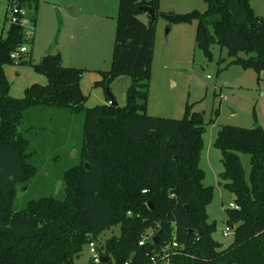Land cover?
Here are the masks:
<instances>
[{"label":"trees","instance_id":"1","mask_svg":"<svg viewBox=\"0 0 264 264\" xmlns=\"http://www.w3.org/2000/svg\"><path fill=\"white\" fill-rule=\"evenodd\" d=\"M203 1L204 13L160 15L172 25L195 23L196 47L207 59L217 45L226 50L229 65L264 70V18L255 15L249 0ZM16 3L34 15L39 7V0ZM159 4L118 1L111 68L94 87L105 90L119 77L130 78L122 108L114 106L109 91V104L86 108L83 69L62 66L58 53L39 64L25 62V53L11 60L27 41L19 25L6 22L0 33V264H74L92 242L99 264H264V129L223 126L217 132L219 185L234 196L237 208L225 209L233 242L221 249L207 215L214 189L203 184L200 168L201 115L188 104L180 120L147 115L156 27L140 8H153L157 18ZM14 64L28 65L47 84L31 85L20 99L11 97L4 68ZM38 108L82 115V144L77 164L61 174L64 196L30 200L16 210L17 194L38 175L23 129L28 112ZM239 154L249 156L247 174ZM173 190L176 195H170ZM114 228L118 235L98 245L100 235ZM144 237L149 239L139 247Z\"/></svg>","mask_w":264,"mask_h":264},{"label":"rangeland","instance_id":"2","mask_svg":"<svg viewBox=\"0 0 264 264\" xmlns=\"http://www.w3.org/2000/svg\"><path fill=\"white\" fill-rule=\"evenodd\" d=\"M118 1L39 0L35 15L32 8H27L35 19L32 35H26L30 33L29 28L25 30L27 52L23 55L24 61L39 64L52 47L55 52H60L62 66L83 69L81 85L85 94L91 93L86 108L106 104L108 91L119 107L126 103L130 78L119 77L105 90L94 87L101 79L100 73L111 68ZM249 4L256 16L264 18V0H249ZM71 6L79 12L73 15L69 10ZM8 8L9 0H0V33L3 35ZM193 11L204 13V1L160 0L155 20L147 115L180 120L186 104L201 115L205 133L200 168L205 174L203 184L214 189L212 202L207 207L208 221L216 226L213 240L221 249H226L233 242V234L223 236L227 228L225 209L234 205V196L219 185L218 175L223 166L214 142L223 126L264 129V70L257 73L229 65L231 59L226 50L217 45L211 46L212 58L207 59L196 47L195 23L172 25L160 15L170 12L183 15ZM138 19L145 24L148 22L145 15H139ZM6 78L10 96L15 99L22 98L24 90L33 84H47L43 76L26 64L7 66ZM28 113L23 129L31 141L32 162L37 164L38 175L27 190L17 194L16 210L23 209L30 200L62 198L61 174L77 164L82 144V115L71 116L67 111L55 108H38ZM239 157L247 174L249 156L239 154ZM113 235H118L117 228L102 233L98 245ZM91 258L87 244L74 264H88Z\"/></svg>","mask_w":264,"mask_h":264},{"label":"built area","instance_id":"3","mask_svg":"<svg viewBox=\"0 0 264 264\" xmlns=\"http://www.w3.org/2000/svg\"><path fill=\"white\" fill-rule=\"evenodd\" d=\"M6 22H7V25H10V24L19 25L22 28L24 35H25V30L29 28L30 33L26 34L27 36H30V34L32 35V32L34 31L33 16L29 14L28 9L26 7H18L16 0H9V8L7 11V21ZM26 52H27L26 47H21L18 51L13 52L10 55V58L11 60L16 61L20 58L22 54ZM143 193L145 192L143 191ZM229 208L237 209L234 205H231V204L229 205ZM231 232L232 231L229 228H226L225 232L223 233V236L227 237L229 233ZM148 239H149L148 237H144L143 239H141L138 242V246L142 247L147 242ZM88 247H89V252L92 255L90 262L92 264H99L101 261V256L97 252V245L95 244V242H92L88 244ZM172 247L176 248L177 244L173 243ZM150 261L155 262L154 257H151Z\"/></svg>","mask_w":264,"mask_h":264},{"label":"water","instance_id":"4","mask_svg":"<svg viewBox=\"0 0 264 264\" xmlns=\"http://www.w3.org/2000/svg\"><path fill=\"white\" fill-rule=\"evenodd\" d=\"M140 10L147 15L150 18V23H154L156 20V12L153 8L151 7H141ZM117 105L116 103H114V106ZM177 194V190H173L170 192V195H176ZM157 239H158V235L153 237L152 241L153 243L157 244Z\"/></svg>","mask_w":264,"mask_h":264},{"label":"crops","instance_id":"5","mask_svg":"<svg viewBox=\"0 0 264 264\" xmlns=\"http://www.w3.org/2000/svg\"><path fill=\"white\" fill-rule=\"evenodd\" d=\"M71 4V3H70ZM69 10L70 11H72V14L73 15H75L76 13H78L79 12V9L78 8H74L73 6H71L70 8H69ZM36 28V27H35ZM83 27H81L80 29H82ZM72 40H73V38H71ZM71 40V41H72ZM78 43H80V42H78ZM52 46H54V45H52ZM52 47H50L49 49H48V52H45V56L47 55V53L48 54H55V53H59L60 54V52L59 51H57V52H55V48L54 49H51ZM79 49V48H78ZM61 55V54H60ZM79 69V68H78ZM4 73H5V76H6V67L4 68ZM82 82V81H81ZM80 88H81V91L83 92V94L86 96L87 94H85V92L83 91V88H82V85H81V83H80ZM91 95V93L90 94H88L87 95V100H88V97ZM107 104H109V103H107V101H106V104H102V105H107ZM148 108V107H147ZM201 158H202V154H201ZM200 164H201V160H200Z\"/></svg>","mask_w":264,"mask_h":264}]
</instances>
